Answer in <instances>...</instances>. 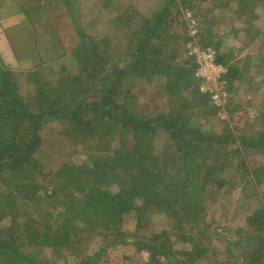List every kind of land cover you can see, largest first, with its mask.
I'll return each mask as SVG.
<instances>
[{
	"label": "rangeland",
	"instance_id": "obj_1",
	"mask_svg": "<svg viewBox=\"0 0 264 264\" xmlns=\"http://www.w3.org/2000/svg\"><path fill=\"white\" fill-rule=\"evenodd\" d=\"M166 6L170 8L168 34L178 50L176 62L187 60L184 44L194 41L213 48L218 63L228 68V97L222 104H215L209 93L201 91L202 81L196 77L193 62L198 90L207 100L204 106L194 91L173 97L166 94L165 77L126 82L134 98L129 101L130 112L138 117L180 114L206 135L223 141L226 136L236 137L218 152L207 154L209 161L201 159L202 155L199 158L210 166L211 180L196 179L197 185L191 186L180 175L171 183L179 187L177 191L186 187L185 192L189 190L195 198L198 206L191 211L199 216V230L183 234L172 219L152 208L140 219L135 211L130 212L114 234L103 236L89 229L80 232L79 238L54 239L56 222L66 205L83 199L71 188L63 190L65 171L85 170L93 157L102 156L97 155L100 152L111 157L125 147L121 139L131 140L132 136L118 130L122 132L104 139L88 137L66 121L48 120L38 133L41 146L27 164L17 173H0V264H148L149 248L154 246L150 239H165L166 234L172 253L168 258L158 256L161 264H181V260L191 264H264V0H0V72L2 67L16 86L13 96L6 93L0 104L6 106L16 97L18 103L36 107L41 87L46 89L50 82L54 88L60 80L73 79L79 68L74 52L86 40L85 35L102 42L103 49L109 48L108 41L113 42L117 47L112 51L114 64L125 65L130 55L126 46L118 48L117 40H129L131 31L123 27V20L132 16L133 28ZM107 65L112 68L110 61ZM51 96L48 101L61 97L56 92ZM62 102L56 104L63 106ZM5 123L0 128V152L8 151L0 154L12 156L19 149L11 146L22 130L13 119ZM155 133L153 153L159 156L172 151L168 133L162 128ZM124 185H113L110 190L117 192ZM53 192H57V200L48 198ZM199 250L205 254L195 261ZM15 254H24L28 260Z\"/></svg>",
	"mask_w": 264,
	"mask_h": 264
},
{
	"label": "trees",
	"instance_id": "obj_2",
	"mask_svg": "<svg viewBox=\"0 0 264 264\" xmlns=\"http://www.w3.org/2000/svg\"><path fill=\"white\" fill-rule=\"evenodd\" d=\"M169 13L170 8L166 6L156 11L150 20L133 28L130 27L132 16L123 20V27L131 31L129 40H117L118 48L126 46L130 55V60L125 65L114 64L113 42L106 41L109 48L103 49L102 42L89 40L85 35L86 40H82L74 52L77 58H74L75 61L79 60L78 73L74 78L67 82L60 80L54 88L49 86L50 82L44 86L61 97L48 101L53 92L41 87L36 96V107L29 108L22 102L18 103L16 97L6 106L0 104V120H4V123H0V128L7 124L5 122L13 119L22 130L17 143L11 146L13 150L19 149L18 152L12 156L0 154V173L4 170L17 173L27 164L29 158L41 146L42 139L38 133L41 124L48 120L66 121L88 137L103 136L104 139L113 132H122L118 130H124L132 136L131 140L121 139V144L125 147H121V150L111 157L100 152L97 155L102 156L93 157L85 170L76 173L71 169L65 171L67 182L63 190L71 188L83 199L75 200L73 205L62 202L63 205H68L56 222L58 234L54 239L79 238L80 232L89 229H92V233L100 232L103 236L105 233L114 234L121 229L125 216L130 212L135 211L140 219L141 214L152 208H158L172 219L174 227L183 234L186 230H199V216L191 211L198 206L195 198L191 197L189 190L185 192L186 187L182 186L181 191H177L179 187L171 183L180 175H184V180L189 181L191 186H195V183L197 185L196 179L202 182L211 180L207 154L215 152L216 149L218 152L222 145L235 142V135L233 138L226 136L225 141L219 136L206 135L201 129L190 125L180 114H160L155 118H148L138 117L130 112L132 107L129 101L134 98L127 84L131 78L134 81L152 82L165 77L166 94L170 93L172 96L183 91H194L198 99L203 100V106L207 103L205 96L198 90L199 81L195 78V66L191 60L187 58L183 62H176L178 50L171 44L173 39L168 34L166 24ZM109 61L112 68L107 65ZM14 88L16 86L9 81L7 71L1 67L0 98L4 99L6 93L13 96ZM56 89L58 90L55 91ZM67 93H70L68 97ZM61 100L64 105L58 106L57 102ZM10 111H13V114ZM160 128L168 133L172 144V151L163 153L165 156H157L152 151L153 141L157 137L155 132ZM103 141L105 140L101 142ZM248 141L243 139V142ZM7 151L4 149L0 153ZM200 157L207 161L199 160ZM57 181L55 180L56 183ZM123 183L125 188L121 187L117 192L110 190L111 186ZM61 195L71 198L65 193ZM50 197L57 200V192L49 194L48 198ZM167 235L165 239L158 236L150 239L154 246H149L148 264H161L158 256L170 257L172 244ZM44 237L46 238V235ZM177 238L182 243H189L183 238ZM5 247L11 251L8 245ZM140 248L144 250L142 246ZM199 252L195 261L205 254L203 250ZM10 254H14V251ZM15 256L28 260L24 254ZM181 262L191 264L189 260Z\"/></svg>",
	"mask_w": 264,
	"mask_h": 264
},
{
	"label": "built area",
	"instance_id": "obj_3",
	"mask_svg": "<svg viewBox=\"0 0 264 264\" xmlns=\"http://www.w3.org/2000/svg\"><path fill=\"white\" fill-rule=\"evenodd\" d=\"M185 49L188 59L196 66V77L202 81L201 91L209 93L215 104L226 102L228 68L218 63L217 52L211 47L200 46L194 41L187 42Z\"/></svg>",
	"mask_w": 264,
	"mask_h": 264
}]
</instances>
